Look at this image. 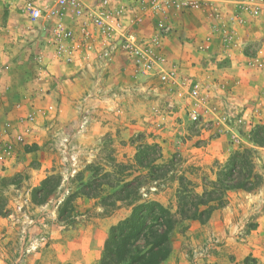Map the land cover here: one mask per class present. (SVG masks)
<instances>
[{
	"label": "rangeland",
	"instance_id": "374dc122",
	"mask_svg": "<svg viewBox=\"0 0 264 264\" xmlns=\"http://www.w3.org/2000/svg\"><path fill=\"white\" fill-rule=\"evenodd\" d=\"M161 18L166 27L167 18ZM27 35L20 12L1 7L0 55L2 61L13 65L9 72L15 86L10 109L1 108L0 98V264H24L26 255H37L47 248L55 232L70 240L78 230L96 221L115 225L129 215L135 198L139 202L157 201L176 211L180 177L190 180L200 193L201 179L214 180L217 166L244 147L256 151L255 166L263 183L264 162L256 165L261 147L247 139L254 121L260 119L259 108L254 107L249 119H237L236 146L225 159L207 162L198 156L195 149L219 136V131L213 130L219 123L211 105L213 79L190 77L178 65L166 67V56L160 48L167 34L158 39L156 54L161 61L147 75L137 72L120 50L117 52L124 63L119 69L94 68V55L83 53L72 62L59 61L77 63V74L56 73V69L46 68L43 60L41 65L35 60L38 52L48 53L45 38L32 42ZM151 37L141 39L149 44ZM160 72L170 74L172 79L163 82ZM78 75L89 85H81L74 96L72 91L77 89L72 80ZM195 83L208 96V113L188 95ZM191 110L201 115L198 122L190 119ZM140 146L156 147L150 151L158 158L154 165L164 166L160 170L165 171L156 174V180L147 169L134 167ZM50 175L59 179V186L44 202H33V190ZM93 175L95 181L109 185L139 178L133 184V194L116 202L113 193L125 195L126 184L116 189L107 184L96 188ZM85 187L95 196L81 195ZM186 223L175 228L173 239L185 237ZM247 223V227L252 226ZM245 231H237L239 239L245 238ZM65 244L62 241L61 249ZM249 262L247 258L243 264Z\"/></svg>",
	"mask_w": 264,
	"mask_h": 264
},
{
	"label": "crops",
	"instance_id": "0c3cea01",
	"mask_svg": "<svg viewBox=\"0 0 264 264\" xmlns=\"http://www.w3.org/2000/svg\"><path fill=\"white\" fill-rule=\"evenodd\" d=\"M196 1L197 6L188 11L169 13V31L160 50L166 56V67L178 65L190 77L213 79L211 105L213 117L219 121L213 130L219 131V136L195 149L199 157L209 162L225 159L236 146L237 119H249L256 107L261 110L260 119L253 124L264 120V10L261 16L253 17L241 7L244 0ZM161 17L159 14L145 17L134 28L138 37L152 36ZM119 50L123 53L120 48L114 49L108 61L95 59L93 67L119 69L124 63ZM3 58L0 55L1 108L10 109L15 84L9 70L13 65L8 60L2 61ZM42 60L46 68L56 69V73L77 74L79 70L77 63L63 64L51 55ZM72 83L77 89L72 91L74 96L79 94L81 85H89L80 75L74 77ZM11 114L12 111L7 118ZM258 149L257 166L264 162V148ZM186 222L185 237H171L170 255L161 264H243L247 258L249 264H264V174L263 183L255 190L228 192L225 206L213 210L206 223ZM246 223L252 226L247 227ZM112 224L96 221L78 230L70 240L62 239L60 233L55 232L47 248L40 250V254L26 255L24 264H97ZM242 229H246L245 238L239 239L236 233ZM62 241L66 244L61 249Z\"/></svg>",
	"mask_w": 264,
	"mask_h": 264
},
{
	"label": "built area",
	"instance_id": "2783aa9c",
	"mask_svg": "<svg viewBox=\"0 0 264 264\" xmlns=\"http://www.w3.org/2000/svg\"><path fill=\"white\" fill-rule=\"evenodd\" d=\"M10 6L20 12L26 24L27 37L33 42L45 38L47 55L57 61L72 62L80 54H93L94 60L107 61L120 48L132 61L137 72L147 75L161 59L156 54L159 36L167 34L168 26L157 24L149 44L138 37L135 27L148 15L168 17L171 11L185 12L197 6L196 0H0V8ZM241 7L253 17L263 14L264 0H244ZM45 51L37 53L40 62ZM160 80L171 75L160 72ZM174 81V80H173ZM189 97L208 113V96L199 83L188 92ZM192 121L201 115L189 112Z\"/></svg>",
	"mask_w": 264,
	"mask_h": 264
},
{
	"label": "trees",
	"instance_id": "16d2710c",
	"mask_svg": "<svg viewBox=\"0 0 264 264\" xmlns=\"http://www.w3.org/2000/svg\"><path fill=\"white\" fill-rule=\"evenodd\" d=\"M247 139L254 146L264 148V120L252 126ZM155 148V146L138 147L134 166L138 169H147L152 180H156L154 179L156 174L165 172L160 170L164 166L154 165L158 158L150 151H154ZM255 153L256 151L250 147L233 151L224 163L217 166L214 180H209L207 177L201 179L200 193L195 191V186L190 180L180 177V187L175 194L176 211L157 201L139 202L140 199L135 198L136 203L131 205L129 215L108 229L97 264L164 262L171 252V234L179 224L191 220L206 223L211 212L225 204L228 191L251 192L261 184V177L255 166ZM95 177L93 175L92 182L93 187L96 188L107 184L110 188L116 189L126 184L128 188L125 195L118 196L113 193V200L116 202L133 194V184L139 178L136 176L128 183L116 180L115 184L109 185L108 182L95 181ZM59 184V179L55 175L47 176L33 190L31 195L33 202H44ZM80 194L87 197L95 196L87 188Z\"/></svg>",
	"mask_w": 264,
	"mask_h": 264
}]
</instances>
